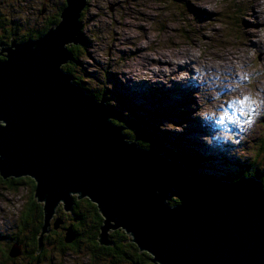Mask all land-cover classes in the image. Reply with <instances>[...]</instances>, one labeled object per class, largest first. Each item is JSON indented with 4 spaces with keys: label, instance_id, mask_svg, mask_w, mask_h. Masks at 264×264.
Here are the masks:
<instances>
[{
    "label": "water",
    "instance_id": "obj_1",
    "mask_svg": "<svg viewBox=\"0 0 264 264\" xmlns=\"http://www.w3.org/2000/svg\"><path fill=\"white\" fill-rule=\"evenodd\" d=\"M88 1L66 0L60 21L37 38L0 44V175L35 181L39 251L57 208L89 198L103 216V245H114L110 229H122L155 264H264L262 180L192 176L182 161L130 140L107 99L63 69L69 45L83 42ZM76 237L69 227L65 241ZM20 254L16 243L10 256Z\"/></svg>",
    "mask_w": 264,
    "mask_h": 264
},
{
    "label": "rangeland",
    "instance_id": "obj_2",
    "mask_svg": "<svg viewBox=\"0 0 264 264\" xmlns=\"http://www.w3.org/2000/svg\"><path fill=\"white\" fill-rule=\"evenodd\" d=\"M206 1L215 10L196 0H89L80 17L84 44L81 57L71 66L72 76L83 79L90 90L107 94L124 123L138 121L145 134L168 150L186 151L200 159L192 165L196 174L236 176L244 166L264 172V0ZM59 4L66 0H0V15L5 26L16 24L17 37L23 41L29 39L31 29L46 27ZM46 7L49 13L43 12ZM248 30H257L252 39L257 47L251 45ZM157 49L175 61L181 51H188V62L204 53L210 61L204 66L193 64L187 78L186 73L160 70L150 59ZM226 51H237V59L227 67L236 66L231 85L239 86L242 97L238 90L236 95L224 94L228 87L217 83L221 77L211 68L219 69L216 56ZM33 193L30 184L12 189L0 181V264H130L120 257L116 263L114 258L94 257L87 241H81L78 249L61 248L60 235L65 236L66 226L73 228V221L59 207L39 261L24 252L16 262L4 259L1 254L8 255L16 238L21 251L25 245L27 251L31 249L29 228L21 229L19 220ZM59 218L56 228L54 221ZM114 231L110 229L108 236L115 243Z\"/></svg>",
    "mask_w": 264,
    "mask_h": 264
},
{
    "label": "trees",
    "instance_id": "obj_3",
    "mask_svg": "<svg viewBox=\"0 0 264 264\" xmlns=\"http://www.w3.org/2000/svg\"><path fill=\"white\" fill-rule=\"evenodd\" d=\"M64 7H65V4L63 5V8ZM62 9L59 11L57 16H55L53 19L48 20L45 28L31 29L27 37L37 38L40 35H43L46 31H48L50 27H52L53 25H56L60 21V15H61ZM1 19H0V31H3L7 29V26L4 25ZM82 35H83V40H84L83 31H82ZM82 44H84V42H82L79 45H74V44L69 45V50L71 51L73 58L70 62H68L67 64L63 66V69L66 72H69L71 75L74 71L72 70L71 66H73L74 63H76L77 60H79V58L81 57ZM0 51L2 50L0 49ZM0 59H3V56H1ZM73 81L76 84H78L81 88L85 89L87 93L95 96L99 100L103 97H105V99L109 98L108 95L105 93H102V92L100 93L98 91H92L89 88H87L83 84L84 81L81 78H77V77L73 78ZM107 104L118 115V119H115L114 123L117 125H121L126 129L124 133L129 137L130 140L136 141L139 145H141L144 148L163 153L164 155L169 156L171 159L182 161L192 176L199 177V178H213V179L219 178L227 182L235 181L241 176L256 177L257 179L262 180L263 187H264V172L260 171L258 168H255V170L251 171L249 167H245V166L244 168L239 167L241 173L240 175H236V176H233L231 174L230 175L223 174L217 177L215 175L204 176L202 174V176H200L199 174H196V172L192 171V165H194V163H199L200 159L198 160L196 156H194L191 153L189 154L186 151L185 152H181V151L173 152L171 150H168L167 148L162 146L159 141L156 142L155 137L152 136L150 138V136H148L142 131L143 130V127L141 125L142 123H139L138 121H135L136 125H133V124L129 125V123L128 124L124 123V120L120 117L121 116L120 112L112 107L109 100H107ZM126 125H129V126H126ZM155 142L156 144H154ZM262 150L264 151V143L262 145ZM236 168L238 167L236 166ZM0 181L2 183L7 184V186L12 189H17L19 185L23 183L30 184L32 191L35 192L36 183L30 177H22V178L11 177L8 179H4L0 175ZM178 202H179V199L174 195V193H171L170 203L176 204ZM61 210L63 211L64 209H61ZM69 214L72 216V221H73L72 229L76 233L77 238L74 242L72 241L71 243H67L65 241L66 232H67V229L69 228V227L67 228L66 226L65 233H64L65 236L62 237V234L60 235L59 241L61 244V248L71 247V248L78 249V246L81 241H87L90 247V253L94 257L103 256V257H109L112 259L114 258L113 259L114 263H116V259L120 257L123 262L126 261V262H129L130 264H155L151 261V255L147 252H140L136 244L130 241V237L122 229H117L114 232H112L111 236L114 238L113 240H115L114 245L110 246V245L101 244L98 238H99V233L101 231V226L103 224V216L100 213L97 205L91 202L89 198H83L81 200L75 198L73 211H71ZM19 222H20L21 229L29 228V231L31 234L29 244L31 245V249H29L28 252L32 256L34 255V257H37L36 260L39 261L40 256L46 252V248H45L46 242H45L42 248V252L40 251L41 253L39 255H35L36 253L38 254V250H39L38 239H39V235L41 232V228L44 224V211H43L42 203L38 202L34 193L31 196V200L30 201L28 200L27 203L23 206V209L21 210ZM50 234L51 233L46 234L43 241L50 240V237H51ZM15 241L16 242L19 241L18 238H16L14 242ZM10 249L8 252H10Z\"/></svg>",
    "mask_w": 264,
    "mask_h": 264
},
{
    "label": "bare ground",
    "instance_id": "obj_4",
    "mask_svg": "<svg viewBox=\"0 0 264 264\" xmlns=\"http://www.w3.org/2000/svg\"><path fill=\"white\" fill-rule=\"evenodd\" d=\"M91 1V0H90ZM198 1V3H199V5H201V6H203V7H205V6H208L210 9H213V10H215L214 8H212L209 4L210 3H208L206 0H196V2ZM89 4V3H88ZM88 6V5H87ZM204 9H208V8H204ZM209 9V10H210ZM250 31V32H249ZM247 33L249 34V36L251 37L250 38V41H251V45L253 46V45H255L256 43H255V41H253L252 39H253V37H257L258 36V32H257V30H248L247 31ZM256 47H257V44H256ZM188 52V51H187ZM186 51H181V52H178V54H176L175 55V57L174 58H176L177 56H179V58H180V60L179 61H175V60H173L169 55H168V53L165 51V50H161V49H157L156 51H154V54L152 55V57L150 58L151 59V61H153V62H155L158 66H159V68H160V70H166V69H168L169 71H170V73L172 74H182V73H186V77L188 78V77H191V72H192V67H193V64H196V65H201V66H204V65H206V64H208V61H210V59H209V56H207V54L205 55V53L203 54V55H201V56H199V57H197V58H193V59H191L189 62H188V60H186V58H189V56L190 55H188V53H187ZM237 52V51H236ZM236 52H230V51H226L225 53H218V55L219 56H216V59L217 60H220V61H218L217 62V65H218V70H216V68H215V66L213 67V66H211V68L213 69V70H215V71H217L218 73H219V75H220V77L221 78H218L217 79V83L219 84V85H222V86H224V87H228V89H226V88H224V90H226V92L224 93V94H234L235 92H236V90H238L237 92H238V95L239 96H243L244 95V93L243 92H240L239 93V91H240V89H239V86L238 85H231V82H233V75H234V73H235V71H236V66L235 65H231L230 67H227V64L228 63H231V64H233L234 63V60L235 59H237V53ZM263 52V51H262ZM195 54V51H193V54L192 55H194ZM184 60V61H183ZM71 61V60H70ZM69 61V62H70ZM200 66V67H201ZM168 67H170V68H168ZM262 68V67H261ZM158 72H159V70H158ZM161 72V71H160ZM187 72H188V74L189 75H187ZM194 72H195V70H194ZM148 78H150V77H147L146 79H148ZM214 78V77H213ZM145 79V78H144ZM212 79V78H211ZM215 79V78H214ZM213 80V79H212ZM216 80V79H215ZM186 81V80H185ZM180 82V81H179ZM214 82V81H213ZM214 83H216V82H214ZM263 83V82H262ZM163 84V83H162ZM212 84V83H211ZM258 84V83H257ZM231 85V86H230ZM230 86V87H229ZM260 86V85H259ZM216 88H219V86L218 85H216ZM221 88V87H220ZM263 88V87H262ZM222 89V88H221ZM212 91V90H211ZM210 90L208 91V95L210 96V97H212L211 95H212V92H211ZM262 91V90H261ZM215 93V92H214ZM221 93V92H220ZM219 93V94H220ZM263 93V92H262ZM217 95V97H216V99L218 100V101H220L221 100V95ZM234 95H236V94H234ZM220 96V97H219ZM263 96V95H262ZM223 97H226V95L225 96H223ZM264 98V97H263ZM235 101V100H234ZM264 101V100H263ZM230 103H233V101H230ZM228 108V107H227ZM217 115H219L220 113V110H219V107L217 108ZM209 113V115L211 114V113H213V112H208ZM235 113V112H234ZM215 114V113H214ZM231 114V113H230ZM227 114L225 113V116H226ZM235 115V114H234ZM224 116V117H225ZM233 116V115H232ZM219 117H221V116H219ZM210 118V117H209ZM228 118V117H227ZM226 118V119H227ZM208 119V118H207ZM196 120V119H195ZM213 120V119H212ZM231 120V119H230ZM207 122V121H206ZM205 122V123H206ZM215 122V121H214ZM217 124V123H216ZM205 126V125H204ZM217 126V125H216ZM183 128V127H182ZM203 130H205V128L203 129ZM207 130V129H206Z\"/></svg>",
    "mask_w": 264,
    "mask_h": 264
},
{
    "label": "flooded vegetation",
    "instance_id": "obj_5",
    "mask_svg": "<svg viewBox=\"0 0 264 264\" xmlns=\"http://www.w3.org/2000/svg\"><path fill=\"white\" fill-rule=\"evenodd\" d=\"M56 1H54V3H55ZM61 6L63 7V5H58V7L60 8V10H61ZM59 8H58V10H59ZM59 10V11H60ZM59 11H57V13H50L49 15H52L48 20H50V19H53L54 17H55V15H58V13H59ZM43 12H46V13H49V11H48V8L46 7L44 10H43ZM1 16V18H2V15H0ZM0 18V19H1ZM2 21H3V18L1 19ZM48 20H47V22H48ZM4 23V22H3ZM5 25V24H4ZM16 24H14V23H12V25L11 26H9V27H7V29L6 30H3L2 32L3 33H1L0 34V44H4L5 45V47L6 46H8L9 44H10V41H17V42H21V41H19L20 39L17 37V31H16ZM29 34V33H28ZM24 40H26V39H24ZM23 40V41H24ZM4 53L2 54V56L4 57ZM3 184H5V183H3ZM7 185V184H6ZM73 211V210H72ZM69 214V213H68ZM53 227V224H51V228ZM62 227H64V226H62ZM50 228V229H51ZM52 230V229H51ZM54 232V231H53ZM46 236V235H45ZM77 238V237H76ZM76 240V239H75ZM74 240V241H75ZM73 241V242H74ZM44 242V241H43ZM15 244L16 243H20V241H15L14 242ZM13 243V244H14ZM30 243V238H29V241H28V244ZM115 244V243H114ZM29 246H31L30 244H29ZM43 246V245H42ZM12 247V246H11ZM30 248V247H29ZM23 252L24 253H29L28 251H27V249H26V245H25V248H23V251H21V253L23 254ZM41 252H42V250H41ZM41 252H38V254L36 253L35 255H39ZM9 253L10 252H8V255H6V253H2L1 255H3L4 256V259H7L8 261H11V262H16V260H20L21 258H22V254H20L19 255V257L18 258H15V257H11L10 255H9ZM29 256H30V260H33V261H37L36 259H37V257H34V255L32 256L31 254H29ZM42 256V255H41ZM40 256V257H41ZM40 259V258H39ZM28 264H30V261H29V263Z\"/></svg>",
    "mask_w": 264,
    "mask_h": 264
},
{
    "label": "snow or ice",
    "instance_id": "obj_6",
    "mask_svg": "<svg viewBox=\"0 0 264 264\" xmlns=\"http://www.w3.org/2000/svg\"><path fill=\"white\" fill-rule=\"evenodd\" d=\"M245 100H247V97L245 98Z\"/></svg>",
    "mask_w": 264,
    "mask_h": 264
}]
</instances>
